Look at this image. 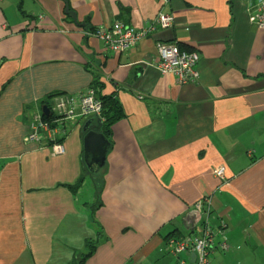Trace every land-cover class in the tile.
I'll return each mask as SVG.
<instances>
[{
	"label": "crops",
	"instance_id": "0c3cea01",
	"mask_svg": "<svg viewBox=\"0 0 264 264\" xmlns=\"http://www.w3.org/2000/svg\"><path fill=\"white\" fill-rule=\"evenodd\" d=\"M68 1L78 23L63 0H0V264H71L87 240L98 244L84 264H178L167 240L200 233L205 197L211 227L228 224L212 264H264V29L253 12L241 0ZM160 11L172 27L154 25ZM115 21L154 26L115 51L90 32ZM158 40L200 53L197 82L157 68ZM93 72L126 117L103 180L73 188L95 114L63 120L64 153L25 138L33 114L58 93H85Z\"/></svg>",
	"mask_w": 264,
	"mask_h": 264
},
{
	"label": "built area",
	"instance_id": "2783aa9c",
	"mask_svg": "<svg viewBox=\"0 0 264 264\" xmlns=\"http://www.w3.org/2000/svg\"><path fill=\"white\" fill-rule=\"evenodd\" d=\"M246 4L247 10L251 11L253 21L264 29V0H241ZM175 16L171 12L160 11L154 20V25L160 28L172 27ZM151 25L149 28H153ZM149 28L137 29L122 21H115L109 26H98L90 31L99 38L107 48L115 51H123L135 46L146 34ZM159 61L156 66L162 73H172L178 84L185 85L195 83L200 78L199 69L196 67L200 60L198 51L188 52L182 50L176 42L158 40L156 43ZM51 111L55 114L52 120H46L42 113L33 114L30 122V131L25 141L40 144L46 139H51L52 151L56 154L65 152V145L57 141V135L65 118H75L90 114L100 115L102 102L97 97L96 89L90 87L82 95L57 94ZM64 134V133H63ZM214 175L220 180H226V165L214 168ZM212 200L209 197L201 198L195 203L199 211H203L207 218L202 223L200 233L186 234L183 237L171 236L167 240L166 251L179 258V264H190V256L181 259L182 252H194L195 264H212L211 254L216 250H227L230 246L226 230L228 224L222 220L217 228L209 224Z\"/></svg>",
	"mask_w": 264,
	"mask_h": 264
},
{
	"label": "trees",
	"instance_id": "16d2710c",
	"mask_svg": "<svg viewBox=\"0 0 264 264\" xmlns=\"http://www.w3.org/2000/svg\"><path fill=\"white\" fill-rule=\"evenodd\" d=\"M177 44L179 45V47L182 50H185L188 52L197 51L195 49L183 46L179 43H177ZM198 63L196 65L197 68H198ZM100 79H101L100 76L97 75L95 72H93V88L96 89L97 97L102 102V111L100 113V117L102 120V132L108 138V140L111 143L110 147H112V143H113L112 128H113V125L117 121L125 118L126 113L124 111V108H123L121 101L117 98V96L115 94H104V93H102V89L104 88V83ZM58 94H63V93H58ZM48 106H49V108H51L52 105L48 104ZM43 117L46 120H52L55 117V114L51 111L49 116H46L45 114H43ZM82 162H83L82 166H83V170L85 172V175L83 174L80 177V179L76 182V184L72 185V187L74 188V187L80 186L87 175L92 177L96 186H98V181L103 180V175H104V172L106 169V164L102 168H100L99 170H97V169L90 170L88 168V166L86 165L85 161L82 160ZM97 244H98V240L97 241L87 240V246L89 247V251L84 256H82V258L80 260L73 261L71 264H84L85 260L93 253V250L97 247ZM169 255H171V254H169ZM178 264H179V258H178Z\"/></svg>",
	"mask_w": 264,
	"mask_h": 264
},
{
	"label": "water",
	"instance_id": "95a60500",
	"mask_svg": "<svg viewBox=\"0 0 264 264\" xmlns=\"http://www.w3.org/2000/svg\"><path fill=\"white\" fill-rule=\"evenodd\" d=\"M65 2V14L73 18L78 23V16L74 10L70 9L68 0ZM42 112L49 116L51 109L46 104L42 107ZM83 131V160L90 170H99L107 162V155L110 150V141L102 132V120L100 115L95 114L94 117L88 119L84 126ZM190 256V264H195L196 254L194 252L187 253Z\"/></svg>",
	"mask_w": 264,
	"mask_h": 264
},
{
	"label": "rangeland",
	"instance_id": "374dc122",
	"mask_svg": "<svg viewBox=\"0 0 264 264\" xmlns=\"http://www.w3.org/2000/svg\"><path fill=\"white\" fill-rule=\"evenodd\" d=\"M33 120V117H31V121ZM89 176V175H88Z\"/></svg>",
	"mask_w": 264,
	"mask_h": 264
}]
</instances>
